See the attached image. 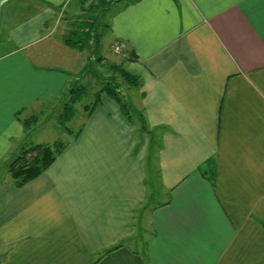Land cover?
I'll list each match as a JSON object with an SVG mask.
<instances>
[{
	"label": "crops",
	"instance_id": "0c3cea01",
	"mask_svg": "<svg viewBox=\"0 0 264 264\" xmlns=\"http://www.w3.org/2000/svg\"><path fill=\"white\" fill-rule=\"evenodd\" d=\"M81 16L0 0V169L25 113L88 93L87 34L67 42ZM107 29L110 69L141 80L137 119L104 92L43 174L0 178V264H264V0H127Z\"/></svg>",
	"mask_w": 264,
	"mask_h": 264
},
{
	"label": "rangeland",
	"instance_id": "374dc122",
	"mask_svg": "<svg viewBox=\"0 0 264 264\" xmlns=\"http://www.w3.org/2000/svg\"><path fill=\"white\" fill-rule=\"evenodd\" d=\"M112 0V3L110 6L102 5L100 6V11H92L91 9L83 8L81 5L80 0H73L78 7H79V13H81L83 16L80 18H74L73 20L76 22L75 25V33L71 35L72 41H77L79 35L87 34L88 32L84 31L86 27H91L92 30L96 29V31H91V40L87 43L84 49L87 52L88 59H89V65L86 70H83L80 74L82 76V83L87 87L88 93L82 94L78 93L77 91L74 92L73 95H78V100H75L77 103L69 104L67 108H59L57 110L56 114L55 112H51L50 110L45 111L43 114H40V112L37 110L35 112V115H39L38 118L31 114L25 113L26 117L33 116V121L30 123H27L30 128H27V135L25 137V141L27 144H25V147L33 146L38 143H46V144H53L58 141H65L64 138L68 137L69 130L73 132H77L78 126L77 124L80 123H73L72 120L76 121L79 118V114H76V110L79 111L81 114L86 113V109H88L87 112H91V110L98 105L99 103V97L104 92H109V90H102L101 87L104 85L105 88L107 86H112L114 82L122 84V88H124L126 92V97H123L126 102L129 103V110L130 114L137 119V109L136 105L139 104L140 100V91L136 88V85L129 86V84L125 81V79L122 77L120 70H111L110 64L114 62V60L119 59L121 57V54L124 50L121 52H113L111 48V43L113 41V37L111 36L110 30L107 29V25L110 21L111 15L118 7H120L123 2H126L127 0ZM105 8V9H104ZM104 9V10H103ZM102 12L101 15H99ZM64 11L62 12V15H66ZM93 16V17H92ZM70 20V14L66 16ZM92 17V18H91ZM96 18V19H95ZM94 27H93V26ZM96 25V26H95ZM86 26V27H85ZM62 27L60 26L58 31H61ZM98 34V35H97ZM99 42V47L96 48V37ZM87 36L85 38H87ZM84 38V39H85ZM85 41V40H84ZM87 41V39H86ZM88 47V48H87ZM100 57H106L105 59L108 61L106 65H101V58ZM93 72L96 74L93 75ZM134 89V90H133ZM75 90V89H74ZM100 93V94H99ZM124 95V94H123ZM134 96V97H133ZM83 101L88 105V107L84 108ZM74 102V101H73ZM136 104V105H135ZM63 110V116L59 119V113ZM41 115V116H40ZM52 117V118H51ZM57 117V118H56ZM139 117V116H138ZM87 118V117H86ZM29 119V120H30ZM59 119V122L58 120ZM19 151L14 155L10 157V160L8 162V165L0 169V178L6 177V178H12L9 172V166L10 163L16 158V156L19 154ZM8 168V170H5V168ZM151 179H154L152 177L148 178V182L151 183ZM155 185V183H153ZM157 199L161 200L162 195L158 194Z\"/></svg>",
	"mask_w": 264,
	"mask_h": 264
},
{
	"label": "trees",
	"instance_id": "16d2710c",
	"mask_svg": "<svg viewBox=\"0 0 264 264\" xmlns=\"http://www.w3.org/2000/svg\"><path fill=\"white\" fill-rule=\"evenodd\" d=\"M91 31L95 32L96 29H88V36L86 38L87 41H84V46L92 38L90 35ZM67 42L74 45H79L82 43L81 41H72L70 39L67 40ZM120 73L129 85H136L137 87L140 85L141 80L139 77L134 76L127 70H120ZM105 89L109 90L107 94H110L112 97L114 96L121 103L123 109L127 112V114L131 115L129 110V103L126 102L123 98L126 97V92L124 88H122V84L114 82L112 86H107ZM78 98V96H75L74 102H76L75 100H78ZM29 122L31 123L32 119H30ZM65 145V142L58 141L53 144L38 143L33 146L23 147L9 166V173L15 181L16 185L22 186L43 174L48 169V167L57 159V157L63 151Z\"/></svg>",
	"mask_w": 264,
	"mask_h": 264
},
{
	"label": "built area",
	"instance_id": "2783aa9c",
	"mask_svg": "<svg viewBox=\"0 0 264 264\" xmlns=\"http://www.w3.org/2000/svg\"><path fill=\"white\" fill-rule=\"evenodd\" d=\"M85 2H88V1H90V0H84ZM123 48H124V44L123 43H116L115 45H114V51L115 52H121L122 50H123Z\"/></svg>",
	"mask_w": 264,
	"mask_h": 264
}]
</instances>
